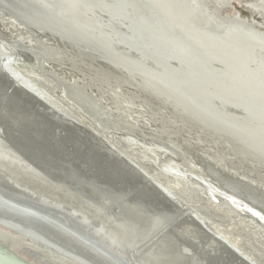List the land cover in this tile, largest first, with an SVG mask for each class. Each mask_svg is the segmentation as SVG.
Masks as SVG:
<instances>
[{
  "label": "bare ground",
  "instance_id": "bare-ground-1",
  "mask_svg": "<svg viewBox=\"0 0 264 264\" xmlns=\"http://www.w3.org/2000/svg\"><path fill=\"white\" fill-rule=\"evenodd\" d=\"M31 1L48 13L45 20H31L18 9L11 11V15L0 10V115L3 113L11 123L19 122L18 118L24 112L35 119L48 121L51 117L80 142L87 140L86 146L101 148L99 152L104 157L108 153L118 157L159 191L156 192L166 194L169 202L187 214L196 228L202 226L212 233L205 246L200 238L193 242L199 252L206 249L208 263L260 264L253 255L229 241L223 232L214 231L207 220L202 221L176 198L179 194L165 189L160 175L154 172L159 170L167 178L189 182L183 185L203 190L214 203H222L223 207L257 223L264 233V225L252 216L264 222L263 213L246 202L242 205L241 200L232 194L225 196L221 182L204 171L201 164L209 161L228 179L236 178L238 183L264 188V160L253 155L259 154V149L250 145L246 148L249 153L245 152L242 146H238L240 143L231 139V134L235 133L243 143L264 147V32L261 30L264 29V0H66L64 7H59L61 0ZM235 4L248 10L252 16L261 17L263 22L255 21L254 17H243ZM79 5L83 8L82 18L71 22L70 17ZM58 8L62 11H57ZM87 12L93 15L89 25L85 23L89 18ZM17 20H24L23 24ZM67 22L79 31V38L90 41L84 39L81 42L65 29H60L61 24ZM9 26L13 28L8 29ZM25 26L56 34L62 44L28 31ZM91 27L114 29L116 40L103 39L102 33L88 29ZM120 44L140 50L139 56L120 49ZM147 57L161 61L166 67L149 62ZM98 58L113 69L98 64ZM13 59L35 63L37 77L55 86L62 93L63 100H50L48 93L31 86L29 78L10 66ZM165 70L173 76L165 75ZM191 81H201L203 87L184 89L183 84ZM66 89L69 90L68 96L65 95ZM122 89L129 90L128 97L121 95L124 94ZM10 93L13 96L11 106L8 105ZM147 111H151V118ZM258 114L260 118L255 117ZM81 116L90 123L81 120ZM155 117H163L158 121V128L151 124ZM258 129L263 134L258 136ZM42 131H39V137L50 141H46L48 149L60 154L63 150L59 142L51 133L47 135ZM98 134L107 138L117 151L105 149V145L97 143ZM111 137H118L120 141L113 142ZM6 138L0 135V165H20L22 160L31 164L25 156L15 153V148L7 146L10 139ZM155 140L164 141L173 149ZM51 141L53 145L50 146ZM125 141L143 149L144 160L149 151L156 154L153 173L148 171L149 164L141 158H132L125 147H119ZM182 148L195 154L189 159L181 156L179 162L178 151ZM175 160L178 161L174 163L176 166L172 162ZM233 160H237L239 168L228 165V161ZM242 164L250 168L251 174H259L261 179L254 180L247 171L240 173ZM0 171L5 172L3 168ZM236 189L237 194L249 196L243 188ZM5 203L15 209L21 208L11 200H5ZM76 211L86 218V214ZM106 222L100 227L109 224ZM95 242L105 247L113 264H123V255L113 245ZM126 264L140 263L128 260Z\"/></svg>",
  "mask_w": 264,
  "mask_h": 264
},
{
  "label": "water",
  "instance_id": "water-1",
  "mask_svg": "<svg viewBox=\"0 0 264 264\" xmlns=\"http://www.w3.org/2000/svg\"><path fill=\"white\" fill-rule=\"evenodd\" d=\"M40 1L43 3V0ZM65 1L61 0L59 7L65 5ZM16 9L22 10L31 20H45L48 15L31 0H0V10L4 14L11 15V11ZM82 10L80 5L76 6V12L70 17V21L74 22L82 18ZM57 11L62 10L58 8ZM85 14L89 17L85 23L89 25L93 15L90 12ZM23 21L17 20L21 24ZM25 27L24 29L39 33L58 45L62 44L56 34L34 26ZM61 27L60 29H65L71 35L80 37L79 31L73 29L70 23L61 24ZM88 29L94 33H102L103 39L116 40L114 35L117 36V34L114 29H94L93 27ZM261 30L264 32V29ZM79 39L81 42L84 39L90 41L83 37ZM118 47L139 56L140 50L135 51L125 44H120ZM98 62L103 67L113 69L103 60L99 59ZM149 62L166 67L161 64V61L152 60V58ZM71 71L78 75L76 71ZM165 72V75L173 76L169 71L165 70ZM201 85V81H191L183 84V88L199 89L203 87ZM67 91L69 90L66 89L65 95L68 96ZM127 91L129 90L122 89L124 94L121 93V95L128 97ZM8 101V105L11 106L9 104L13 101L11 93ZM219 104L217 102V106ZM150 112L147 111V116L151 118ZM21 115L16 124L11 123L10 120V122L6 121L3 113L0 115V127L6 128L5 131L0 128V135L10 139L7 146L15 148V153L25 156L31 163L27 164L28 162L22 160L20 165H0V168L5 170V172L0 171V210L4 211H0V264H113L105 247L95 244V240L104 245L106 243L113 245L123 255V264H126L128 260H135L140 264H210L205 257L206 249L199 252L193 243L198 237L193 236L187 226L190 223L187 214L173 206L165 196L166 194L160 195L159 191L144 181L139 173L111 153L104 157L102 152H99L101 148L93 147V149L92 146L86 145L84 148L87 151L84 150V152L83 145L77 137H73L56 119L51 117V121L43 118L35 119L33 116H27L25 112ZM255 117L260 118V115ZM155 119L151 124L152 127L158 128L160 127L158 121L163 117H155ZM206 121L209 122L207 119ZM186 128L197 129L190 126ZM41 130L47 132V135L51 133V136L59 142L63 150L60 154L48 149L49 145L46 141L49 140L39 137ZM256 132L258 136L262 133L260 129ZM180 134L185 136L184 132ZM231 135V139L240 143L241 145L238 146H242L245 152L249 153L247 146L257 147L259 154H253L254 157L264 160V147L243 143L239 135L235 133ZM28 139L34 141L31 142ZM155 141L173 149L164 141ZM193 152L182 148L178 151L179 162L181 156L189 159L192 154H195ZM172 162L174 164L178 161ZM208 162H201L204 165V171L221 182L225 196L227 193L234 195L241 200L242 205L246 202L264 216V188L255 187V184L238 183L236 178L228 179L223 173L218 172L217 167ZM236 162L237 160L228 161V165H235L236 168L238 167ZM240 169V173L249 172L254 180L261 179L259 174L256 173L257 176L251 174L250 168L246 165ZM237 178L241 179L238 176ZM236 188H243L249 196L237 194ZM5 200H11L21 208H12L5 203ZM54 202L57 203L54 204ZM75 209L86 214V218L78 214ZM252 216L264 225L259 217ZM106 221L109 224L100 227Z\"/></svg>",
  "mask_w": 264,
  "mask_h": 264
},
{
  "label": "rangeland",
  "instance_id": "rangeland-1",
  "mask_svg": "<svg viewBox=\"0 0 264 264\" xmlns=\"http://www.w3.org/2000/svg\"><path fill=\"white\" fill-rule=\"evenodd\" d=\"M235 7L240 11L243 17L245 18L254 17L255 21L259 23L263 22L262 19L259 18V16L257 15L252 16V14L248 10L241 8L239 5L235 4ZM12 28L13 27L9 26L8 29H12ZM10 66L18 70L21 73V75H24L26 78H29L30 85L35 86L36 90H39L40 92L48 93L51 96L50 100L53 101H57L58 99L63 100L62 93L55 86H50L47 81L45 80L42 81L40 80V78L37 77L38 74L35 71L36 70L35 63L31 64L23 60L13 59L12 63H10ZM26 78L24 79L20 78V79L26 82L27 80ZM33 82L34 84H32ZM80 118L84 122L90 123L89 120L86 119L85 117L81 116ZM1 130L5 131L6 128H4L3 126L1 127ZM63 132L66 134L65 131ZM86 135L89 138H91V136L88 135L87 133ZM99 136H97L96 139V141H98L97 143L103 144V145L100 144L101 146L105 145L103 147L105 149L108 148L113 152L117 151V149L114 148L115 146L112 145L107 138H104L103 136L100 137ZM86 141L87 140H83L79 142L83 146H85L88 145V142ZM111 141L118 142L120 140L118 139V137L117 138L111 137ZM128 143L129 142L126 141L122 142L119 145V147L121 146H123V148L125 147L126 149L125 148L124 149L129 152V155L130 154L131 156L133 155L132 158L136 160H140L141 158V160L144 163L149 164L148 171L153 173L154 170L156 169L155 168L156 154L154 152L149 151L148 152L149 156L144 160L142 154L144 152L143 149L138 148L137 146H131V143L129 144ZM160 172L161 171L158 170L154 173L160 175L159 178L163 180V181L161 180L160 182L163 184L165 189L167 187L170 193L175 195L176 193L179 194V196H177L176 198L179 199L181 202H184L188 207H190L192 211L196 213L198 217H200L201 220L202 219L207 220L208 225L211 226L213 229L215 228L214 231L223 232L229 241L235 243L237 247L240 246L242 249H244V251L248 255L250 256L253 255L254 258L258 259V262H260V264H264V251H263L264 233L257 223L254 224L253 221L243 217L242 215H239L238 213H235L228 207L226 206L223 207L222 203H214L212 200L208 198V196H206L203 190L202 192L200 189H196V187H191L192 186L191 184H190L191 186L183 185V184H188L189 182L186 183L185 181H180L169 177L167 178L163 176V174H161ZM197 194H200L201 196H197ZM187 226L189 227V230L193 236H196L201 239L200 241L203 243L202 246H205L208 243L209 236L212 235V233L209 232V230L204 229L201 225H200L201 228H196L193 224L190 223H188Z\"/></svg>",
  "mask_w": 264,
  "mask_h": 264
}]
</instances>
